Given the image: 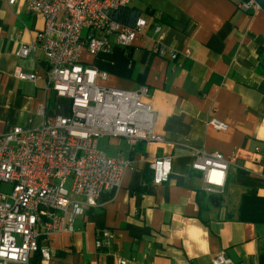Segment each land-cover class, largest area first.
Wrapping results in <instances>:
<instances>
[{
    "label": "crops",
    "instance_id": "crops-1",
    "mask_svg": "<svg viewBox=\"0 0 264 264\" xmlns=\"http://www.w3.org/2000/svg\"><path fill=\"white\" fill-rule=\"evenodd\" d=\"M244 0H134L128 16L147 28L132 46L116 45L82 63L106 72L99 83L124 91L150 90L161 142L130 147L122 137L105 136L98 149L132 161L122 186L105 191L97 206H79L71 233L50 237L49 261L30 264H213L224 252L233 264H264V9L243 10ZM166 34L163 45L189 51L176 61L155 55L153 27ZM44 19L26 0H0V135L14 127L34 128L46 119L70 116L71 104L48 89L49 65L39 43ZM34 52L20 58L22 46ZM34 73V82L17 72ZM227 124L220 132L207 123ZM192 149L216 152L230 162L223 194L203 189V176L191 168ZM172 157L170 179L153 184L151 161ZM239 167H243L240 170ZM75 212L71 207L70 213ZM103 232L114 238L97 248ZM16 264V263H10Z\"/></svg>",
    "mask_w": 264,
    "mask_h": 264
},
{
    "label": "built area",
    "instance_id": "built-area-1",
    "mask_svg": "<svg viewBox=\"0 0 264 264\" xmlns=\"http://www.w3.org/2000/svg\"><path fill=\"white\" fill-rule=\"evenodd\" d=\"M134 0H26L27 9L44 19V30L37 43L45 54L49 71L48 89L71 104L70 116L46 119V104H40L43 117L34 128L16 126L0 135V264H30L35 254L43 260L52 258L50 237L74 231L79 204L94 208L105 191L122 186L132 161L108 157L98 149V140L105 136L125 138L134 148L143 142H161L154 131L155 112L146 102L149 88L124 91L103 86L109 75L82 63L85 53L96 55L116 45L130 47L147 28L148 22L138 18L133 26H125L112 17L115 11L127 8ZM14 4L16 0H9ZM243 10H260L255 2H242ZM155 55L172 61L183 53L163 45L166 34L162 26L152 29ZM35 44L22 46L20 58L29 57ZM17 78L34 82V73L18 71ZM225 132L226 123L212 118L207 123ZM264 163V149L258 150ZM191 168L203 176V189L211 194H223L230 162L216 152L192 149ZM153 184L167 183L172 171V157L151 161ZM243 170V167H239ZM6 186L7 191L2 188ZM71 207L75 212L70 213ZM114 238L103 232L97 248L108 249ZM213 264H233L221 252ZM117 264H127L118 259Z\"/></svg>",
    "mask_w": 264,
    "mask_h": 264
},
{
    "label": "trees",
    "instance_id": "trees-1",
    "mask_svg": "<svg viewBox=\"0 0 264 264\" xmlns=\"http://www.w3.org/2000/svg\"><path fill=\"white\" fill-rule=\"evenodd\" d=\"M250 1H255L257 2L262 9H264V0H244V2H250ZM128 9L127 8H123V9H120L118 11H115L113 14H112V17L115 21H117L118 23L122 24V25H125V26H133L136 22V20L138 19L137 17H131L130 18V21H126L127 20V16H128ZM42 258H41V255L40 254H35L31 261L34 260V261H40Z\"/></svg>",
    "mask_w": 264,
    "mask_h": 264
},
{
    "label": "rangeland",
    "instance_id": "rangeland-1",
    "mask_svg": "<svg viewBox=\"0 0 264 264\" xmlns=\"http://www.w3.org/2000/svg\"><path fill=\"white\" fill-rule=\"evenodd\" d=\"M2 190H3V191H7L8 188H7L6 186H4V187L2 188Z\"/></svg>",
    "mask_w": 264,
    "mask_h": 264
}]
</instances>
